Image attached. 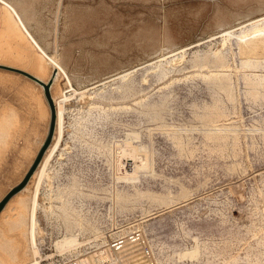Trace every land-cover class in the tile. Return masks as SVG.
Returning <instances> with one entry per match:
<instances>
[{"label": "rangeland", "instance_id": "1", "mask_svg": "<svg viewBox=\"0 0 264 264\" xmlns=\"http://www.w3.org/2000/svg\"><path fill=\"white\" fill-rule=\"evenodd\" d=\"M4 1L70 82L31 264H122L106 246L132 233L149 253L123 264H264V0ZM36 75L0 62V113L20 120L0 204L48 132Z\"/></svg>", "mask_w": 264, "mask_h": 264}, {"label": "bare ground", "instance_id": "2", "mask_svg": "<svg viewBox=\"0 0 264 264\" xmlns=\"http://www.w3.org/2000/svg\"><path fill=\"white\" fill-rule=\"evenodd\" d=\"M262 17L264 16H261L260 19ZM258 19L259 18H257V20ZM254 20L256 19L250 20L249 22ZM24 23L25 22H23V19L21 18L16 8L12 7L4 0H0V62L7 63L15 67H24L33 71L37 74L36 79L37 81H39V84H41L40 87L42 88L43 84L50 85L51 83L50 89L56 111V123L52 143L46 151L36 172L33 174L29 185L24 189V191L19 193L13 199L12 204L7 207V211H4L1 215L2 217L0 221V264H18L21 262H23L22 264H31L33 262V252L30 238V223L32 203L34 198V189L43 163L51 152L52 148L54 147L58 137V101L64 97V94L66 93V91L64 92V90L67 89L68 85L70 87V82L66 78V74L59 65L57 59L54 57H50L46 54L45 50L31 35ZM228 29L231 30V28ZM229 30H225L222 33ZM126 72L129 71H125L123 73L115 75L112 78L122 75ZM212 79L215 78L213 77ZM38 100L41 99L38 98ZM40 106H43L42 114L43 116L47 117L46 121H48L49 112L46 109L45 104L42 103L41 105L40 101ZM157 111H159V109ZM19 123V116L14 110L5 107L0 113V159L2 158L4 152L7 150L9 145L12 144L11 141L16 135V131L20 127ZM42 137L43 138L40 140L39 148H37V150L41 148L46 138L45 134ZM27 150L28 148L26 147L24 153H27ZM115 198L116 197H114L113 199ZM115 200L118 201L117 199ZM8 209H10L9 213L6 214L8 212ZM22 245L23 247H25V250L20 255L23 249ZM134 259L135 258H133V260ZM135 261L139 260L136 259ZM106 264L109 263L107 262Z\"/></svg>", "mask_w": 264, "mask_h": 264}, {"label": "water", "instance_id": "3", "mask_svg": "<svg viewBox=\"0 0 264 264\" xmlns=\"http://www.w3.org/2000/svg\"><path fill=\"white\" fill-rule=\"evenodd\" d=\"M50 85H51V83H50ZM50 85L43 84L44 92H45L47 101L49 103V108H50V123H49V127H48V132L46 134V138H45L41 148L37 152V155H36L32 165H31V167L29 168L24 180L20 183V185L17 188L14 189L12 194H10V196H8L0 204V212L12 196L16 195L18 192H21L25 189V187L28 185L31 178L33 177V174L36 172L37 168L39 167L46 151L48 150L49 146L52 143L53 135L55 132L56 111H55V106H54L53 100L51 99L50 94H49Z\"/></svg>", "mask_w": 264, "mask_h": 264}, {"label": "built area", "instance_id": "4", "mask_svg": "<svg viewBox=\"0 0 264 264\" xmlns=\"http://www.w3.org/2000/svg\"><path fill=\"white\" fill-rule=\"evenodd\" d=\"M107 249H111L115 258L118 259L122 264L127 262L128 255L134 247H138L142 254L148 255L149 250L145 248L144 245H141L140 237L137 233H132L126 237H120L113 240L108 246Z\"/></svg>", "mask_w": 264, "mask_h": 264}]
</instances>
